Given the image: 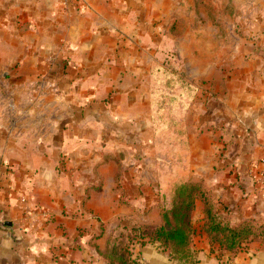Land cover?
<instances>
[{
    "label": "crops",
    "instance_id": "0c3cea01",
    "mask_svg": "<svg viewBox=\"0 0 264 264\" xmlns=\"http://www.w3.org/2000/svg\"><path fill=\"white\" fill-rule=\"evenodd\" d=\"M164 51L202 97L166 148ZM263 158L264 0H0V264H105L113 237L161 224L186 182L204 181L233 225L264 221ZM203 208L201 264H264L263 244H213ZM133 258L173 264L156 243Z\"/></svg>",
    "mask_w": 264,
    "mask_h": 264
},
{
    "label": "trees",
    "instance_id": "16d2710c",
    "mask_svg": "<svg viewBox=\"0 0 264 264\" xmlns=\"http://www.w3.org/2000/svg\"><path fill=\"white\" fill-rule=\"evenodd\" d=\"M153 76L155 132L163 134L165 142L171 144L172 134H181L182 123L177 116L179 109H175V116L172 112V121L165 120L164 82L167 81V87L173 92L170 96L172 108L183 104L186 111L196 100L198 88L184 76L173 70L168 71L164 63L154 69ZM96 189L100 190V186ZM197 201H201L204 206L202 231L222 250L238 253L252 243L264 245V221L248 218L233 225L229 213H222L221 201L204 181L186 182L176 185L170 205L161 209V224L135 226L126 234L120 233L113 237L107 249L100 252L105 264H140L133 258V250L137 245L144 246L147 243L158 244L169 254L173 264H201L194 244L196 229L193 214Z\"/></svg>",
    "mask_w": 264,
    "mask_h": 264
},
{
    "label": "rangeland",
    "instance_id": "374dc122",
    "mask_svg": "<svg viewBox=\"0 0 264 264\" xmlns=\"http://www.w3.org/2000/svg\"><path fill=\"white\" fill-rule=\"evenodd\" d=\"M246 37V35H243ZM164 66L165 68L168 69V71L171 72V70H173L175 73H178L179 75L181 76H184L185 77V73L183 72V63L177 59L174 60V56H173V53L170 52V51H164ZM172 90L170 87H167V81L164 82V116H165V120H171L172 119V116L174 114L175 116V109H180L178 112H177V116H178V119H181L182 120V117L185 115L186 113V110L184 105L183 104H179L178 106L172 108V101L170 100V96L172 95ZM202 97H198L197 96V100H201ZM195 103V101H194ZM174 109V110H172ZM188 109H191V107H189ZM173 112V114H172ZM176 116V117H177ZM172 121V120H171ZM171 125V124H170ZM163 146H165V148L169 145H171L169 142H165L162 143ZM163 150L164 152V162L165 163H169L171 164L170 162V159L168 158L167 154H168V150L169 149H165ZM176 187V186H175ZM174 187V189H175ZM173 189V191H174ZM164 200H165V195H164ZM163 208V206H161V209ZM128 232V230L126 232H121V233H124L126 234ZM120 233H117L116 236H118ZM115 236V237H116ZM139 246V245H138ZM246 248V247H245ZM244 248V249H245ZM135 249V248H134Z\"/></svg>",
    "mask_w": 264,
    "mask_h": 264
},
{
    "label": "built area",
    "instance_id": "2783aa9c",
    "mask_svg": "<svg viewBox=\"0 0 264 264\" xmlns=\"http://www.w3.org/2000/svg\"><path fill=\"white\" fill-rule=\"evenodd\" d=\"M260 165H261V169L256 176H257L258 182L264 183V158L261 160Z\"/></svg>",
    "mask_w": 264,
    "mask_h": 264
}]
</instances>
